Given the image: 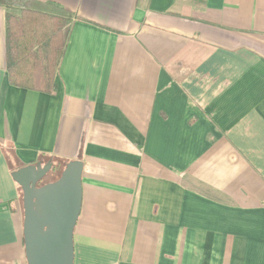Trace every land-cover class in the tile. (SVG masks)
Returning <instances> with one entry per match:
<instances>
[{"label":"crops","instance_id":"crops-1","mask_svg":"<svg viewBox=\"0 0 264 264\" xmlns=\"http://www.w3.org/2000/svg\"><path fill=\"white\" fill-rule=\"evenodd\" d=\"M74 13L54 93L10 83L0 6V264L13 173L80 161L74 264H264V0H35Z\"/></svg>","mask_w":264,"mask_h":264},{"label":"water","instance_id":"water-1","mask_svg":"<svg viewBox=\"0 0 264 264\" xmlns=\"http://www.w3.org/2000/svg\"><path fill=\"white\" fill-rule=\"evenodd\" d=\"M53 163L14 171L23 193V235L28 264H74V231L82 206L83 164H66L60 177L43 180Z\"/></svg>","mask_w":264,"mask_h":264},{"label":"trees","instance_id":"trees-1","mask_svg":"<svg viewBox=\"0 0 264 264\" xmlns=\"http://www.w3.org/2000/svg\"><path fill=\"white\" fill-rule=\"evenodd\" d=\"M0 6L15 11L6 16L10 83L22 89L54 93L56 72L67 43L65 32L75 20L74 13L55 3L35 0H0ZM66 164L59 160L53 165L58 178Z\"/></svg>","mask_w":264,"mask_h":264},{"label":"rangeland","instance_id":"rangeland-1","mask_svg":"<svg viewBox=\"0 0 264 264\" xmlns=\"http://www.w3.org/2000/svg\"><path fill=\"white\" fill-rule=\"evenodd\" d=\"M58 176H59L58 173L54 172L53 169H52V171L48 174V176L43 180V183L46 184V183L52 182L55 179H57ZM21 206L23 207V202H22ZM22 211H23V209H22Z\"/></svg>","mask_w":264,"mask_h":264}]
</instances>
